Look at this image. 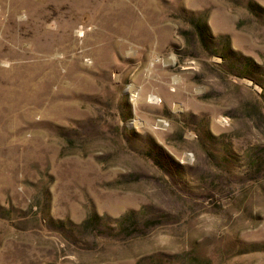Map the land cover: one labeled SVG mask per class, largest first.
I'll return each mask as SVG.
<instances>
[{"label":"rangeland","instance_id":"obj_1","mask_svg":"<svg viewBox=\"0 0 264 264\" xmlns=\"http://www.w3.org/2000/svg\"><path fill=\"white\" fill-rule=\"evenodd\" d=\"M0 264H264V0H0Z\"/></svg>","mask_w":264,"mask_h":264}]
</instances>
